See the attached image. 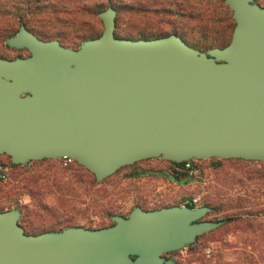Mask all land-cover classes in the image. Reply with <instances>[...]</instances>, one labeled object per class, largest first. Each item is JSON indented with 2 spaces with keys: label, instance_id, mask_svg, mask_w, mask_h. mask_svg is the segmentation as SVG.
I'll return each instance as SVG.
<instances>
[{
  "label": "water",
  "instance_id": "water-1",
  "mask_svg": "<svg viewBox=\"0 0 264 264\" xmlns=\"http://www.w3.org/2000/svg\"><path fill=\"white\" fill-rule=\"evenodd\" d=\"M224 2L230 41L206 51L176 33L118 37L112 6L76 49L21 24L5 43L29 54L0 57V154L19 165L68 156L98 182L148 158L264 161V7ZM210 209L136 206L109 226L38 234L18 209L0 211V264H177L163 254L222 224L202 220Z\"/></svg>",
  "mask_w": 264,
  "mask_h": 264
},
{
  "label": "rangeland",
  "instance_id": "rangeland-1",
  "mask_svg": "<svg viewBox=\"0 0 264 264\" xmlns=\"http://www.w3.org/2000/svg\"><path fill=\"white\" fill-rule=\"evenodd\" d=\"M151 1L135 0L139 9L147 7L146 2ZM174 1L180 5L170 7L179 14L184 13L183 16H176L174 24L182 28L186 43L199 51L209 49L208 46L221 36L224 28L234 23L232 11L228 8L225 14L215 0ZM121 2L118 0L111 4L119 10L116 36L151 38L169 30L170 24L159 21L157 15L142 17L141 13L135 12V7L130 10ZM254 2L264 7V0ZM99 3L102 5L98 10L110 5L106 0ZM191 12L194 16H188ZM212 12L218 14L214 21H208L206 18ZM82 19L72 26L57 24L53 27L52 30L61 33L57 40L63 46L76 49L81 43L80 35L91 36L102 31L103 25L98 15H85ZM1 32V58L13 59L29 54L26 49L9 47L5 43L7 38ZM16 32L12 30V36ZM0 165V173L2 171L6 175L5 179L0 176V209H18L19 224L28 234L50 229L59 231V228L69 226H108L113 223L112 215L127 216L136 206L153 210L172 205H190L194 197L198 198L194 206H202L205 202L217 205L242 196L248 200L241 205V215L256 220L254 228L243 230L235 227L237 222L227 223L199 236L192 247L187 245L163 256L177 264H264V211L261 210L264 209V161L216 157L199 159L197 165L201 168L200 174L181 178L174 172L171 161L148 158L123 166L95 183H90L93 176L83 171L72 176L76 162L64 166L60 158L31 160L13 166L9 156L0 154ZM39 173H46L50 177L35 182L29 180L30 175ZM54 176L60 179L61 185L52 181ZM177 177L180 180H176ZM223 215L211 211L202 219L217 221Z\"/></svg>",
  "mask_w": 264,
  "mask_h": 264
},
{
  "label": "trees",
  "instance_id": "trees-1",
  "mask_svg": "<svg viewBox=\"0 0 264 264\" xmlns=\"http://www.w3.org/2000/svg\"><path fill=\"white\" fill-rule=\"evenodd\" d=\"M99 1L101 0H0V23H1L0 30L2 31L1 33L3 34V36L5 35V38H8L12 36V30L14 31L15 29L16 32L19 26L21 24H24L29 31H31L40 39H45V40L46 39L53 40L54 38L59 39L61 37V33L52 30L55 25L64 24L65 26H72L76 22L82 21L83 20L82 18H84L85 15L97 16L100 11L104 10V9L98 10L100 5H102L101 3H99ZM106 1L110 3L109 6H112L116 10V16H115V28H116L118 22L119 10L111 4L117 2L118 0H106ZM120 1H122L121 5L127 7L130 10H134L132 8L135 7V12L141 13L142 17L146 15L154 14L159 17L160 19L159 21H163L165 23L170 24L169 30H167L163 35H156V36H152L151 38H158L162 36H167L172 33H176L185 41L183 37L184 34L182 28L181 27L178 28L174 24L176 16H183L184 13L179 14V12H177L176 10L170 7V5H175V6L180 5L178 4V2L174 0H152L151 2H146L147 7L139 9V5H137L135 0H120ZM215 1L218 2V6L220 8L222 7V12L226 14V12L228 11V6L224 4V0H215ZM217 14H218L217 12L214 13L212 12L207 16L206 19L208 21H214ZM192 15L194 16V13L191 12L189 13L188 16H192ZM233 27H234V23L227 25L226 28H224L223 32L220 33L221 36L219 35L220 37H218L217 40L214 41L212 44H210L208 47L213 48V47L225 46L230 41ZM101 32L91 36L83 37V35L82 36L80 35L79 40L82 42L86 39L95 38L99 36ZM126 38L139 39L146 37L139 36V37H126ZM191 47L193 46L191 45ZM196 48L200 49L197 46ZM201 50H203V48ZM17 165L19 164H14L13 166H17ZM78 171H83V173H87L93 176V180H91L90 183H95L96 179L94 175L76 162V168L72 171V176H75L78 173ZM1 174L2 171L0 175ZM41 174L42 173L30 175L29 180L35 182L37 181V179L50 177L46 173H44V175ZM177 175H181V178L188 177V175L186 174H177ZM176 180H180V177H177ZM52 181H54V183L58 186L61 185V183L59 182L60 179H58L56 176H54ZM66 184L69 183L67 182ZM246 200L248 199L242 196H237L235 198L228 199L226 202H220L217 205H212L211 203L208 202H205L203 205L211 207L214 213L216 212L224 213V215L221 216V218L219 219L223 221L222 224H220L215 229H219L220 227L226 225L227 223L237 222L235 226L236 228L249 230L255 227L256 220L252 218H244V216L242 217L241 214H243V211L241 209L242 207L241 205H243V202H245ZM4 210H9V207H2L0 209V211H4ZM261 210L264 211V209ZM101 227H105V226L99 225L97 228H101ZM63 228L61 227L59 228V230ZM51 230L52 229L45 231H51ZM45 231H39L38 233ZM211 231H214V229ZM193 244H190L189 247H192Z\"/></svg>",
  "mask_w": 264,
  "mask_h": 264
},
{
  "label": "built area",
  "instance_id": "built-area-1",
  "mask_svg": "<svg viewBox=\"0 0 264 264\" xmlns=\"http://www.w3.org/2000/svg\"><path fill=\"white\" fill-rule=\"evenodd\" d=\"M60 159L62 160V164L64 166H67L69 163L74 161L71 157L68 156H62L60 157ZM197 161L198 160H185L179 163L172 162L173 170L176 174H186L189 177L191 176L197 177L201 172V168L197 165ZM0 176L2 179L6 178V175L4 173H2ZM197 201L198 198L194 197L189 203L191 206H194L197 205Z\"/></svg>",
  "mask_w": 264,
  "mask_h": 264
},
{
  "label": "flooded vegetation",
  "instance_id": "flooded-vegetation-1",
  "mask_svg": "<svg viewBox=\"0 0 264 264\" xmlns=\"http://www.w3.org/2000/svg\"><path fill=\"white\" fill-rule=\"evenodd\" d=\"M208 207H209V206H208ZM210 208H211V207H210ZM211 211H212V208L210 209L209 212H211ZM207 213H208V212H207ZM207 213H206V214H207ZM206 214H205V215H206ZM205 215H204V216H205ZM204 216H203V217H204ZM202 220H203V219H202ZM206 221H207V220H206ZM206 233H207V232H206ZM203 234H205V233H203ZM203 234H202V235H203ZM200 236H201V235H200ZM198 237H199V236H198ZM198 237H197V238H198ZM197 238H196V239H197Z\"/></svg>",
  "mask_w": 264,
  "mask_h": 264
}]
</instances>
